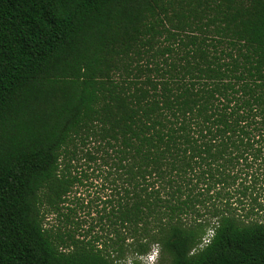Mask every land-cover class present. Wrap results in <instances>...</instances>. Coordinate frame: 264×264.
Instances as JSON below:
<instances>
[{
  "label": "trees",
  "instance_id": "obj_1",
  "mask_svg": "<svg viewBox=\"0 0 264 264\" xmlns=\"http://www.w3.org/2000/svg\"><path fill=\"white\" fill-rule=\"evenodd\" d=\"M264 264V0H0V264Z\"/></svg>",
  "mask_w": 264,
  "mask_h": 264
},
{
  "label": "rangeland",
  "instance_id": "obj_2",
  "mask_svg": "<svg viewBox=\"0 0 264 264\" xmlns=\"http://www.w3.org/2000/svg\"><path fill=\"white\" fill-rule=\"evenodd\" d=\"M157 250L156 249H153V251L150 253V257H149V254L145 257H142L141 258V261L143 264H157Z\"/></svg>",
  "mask_w": 264,
  "mask_h": 264
},
{
  "label": "built area",
  "instance_id": "obj_3",
  "mask_svg": "<svg viewBox=\"0 0 264 264\" xmlns=\"http://www.w3.org/2000/svg\"><path fill=\"white\" fill-rule=\"evenodd\" d=\"M155 254H157V253H155ZM149 257H150V254H149Z\"/></svg>",
  "mask_w": 264,
  "mask_h": 264
}]
</instances>
